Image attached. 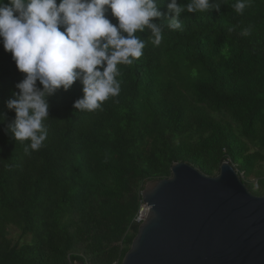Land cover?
Returning <instances> with one entry per match:
<instances>
[{"label":"trees","instance_id":"obj_1","mask_svg":"<svg viewBox=\"0 0 264 264\" xmlns=\"http://www.w3.org/2000/svg\"><path fill=\"white\" fill-rule=\"evenodd\" d=\"M235 2L184 11L181 29L165 25L159 46L149 30L139 33L143 55L118 66L121 91L100 109H73L78 81L57 90L47 138L30 154L29 141L6 131L15 114L5 101L24 74L0 45V264H121L144 187L170 177L177 162L215 176L228 161L264 195V0L240 14ZM166 3L154 22L171 15ZM10 226L29 242L8 238Z\"/></svg>","mask_w":264,"mask_h":264},{"label":"clouds","instance_id":"obj_2","mask_svg":"<svg viewBox=\"0 0 264 264\" xmlns=\"http://www.w3.org/2000/svg\"><path fill=\"white\" fill-rule=\"evenodd\" d=\"M249 0H236L240 14ZM165 0H0V45L11 53L16 69L24 74L5 106L12 111L6 127L14 141H29L25 153L39 150L47 138L48 98L67 91L74 82L82 96L73 109L94 111L121 91L119 65H132L143 55L146 41L159 46L166 25L181 29L184 11H219L211 0L178 4L167 0L170 16L159 10ZM115 19V23L112 19ZM247 34V33H244ZM39 85V86H38ZM2 119V117H0Z\"/></svg>","mask_w":264,"mask_h":264},{"label":"water","instance_id":"obj_3","mask_svg":"<svg viewBox=\"0 0 264 264\" xmlns=\"http://www.w3.org/2000/svg\"><path fill=\"white\" fill-rule=\"evenodd\" d=\"M170 173L144 187V218L121 264H264V195L228 161L215 176L184 162Z\"/></svg>","mask_w":264,"mask_h":264},{"label":"rangeland","instance_id":"obj_4","mask_svg":"<svg viewBox=\"0 0 264 264\" xmlns=\"http://www.w3.org/2000/svg\"><path fill=\"white\" fill-rule=\"evenodd\" d=\"M263 165H264V163H263ZM263 170H264V167H263ZM248 180H249V182L253 183L255 185V187L257 188V186H256V183H257L256 176L252 175ZM8 238H10L13 241L20 240L21 243H27L30 240V236L29 235L21 237V234H20L19 230H17L13 226H10L8 228Z\"/></svg>","mask_w":264,"mask_h":264},{"label":"built area","instance_id":"obj_5","mask_svg":"<svg viewBox=\"0 0 264 264\" xmlns=\"http://www.w3.org/2000/svg\"><path fill=\"white\" fill-rule=\"evenodd\" d=\"M141 206H143V204H142ZM143 218H144V215H142L141 212L139 211L138 216H137V218H136V221H137V222H141V220H142Z\"/></svg>","mask_w":264,"mask_h":264},{"label":"bare ground","instance_id":"obj_6","mask_svg":"<svg viewBox=\"0 0 264 264\" xmlns=\"http://www.w3.org/2000/svg\"><path fill=\"white\" fill-rule=\"evenodd\" d=\"M145 210V209H144Z\"/></svg>","mask_w":264,"mask_h":264}]
</instances>
